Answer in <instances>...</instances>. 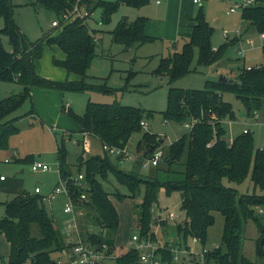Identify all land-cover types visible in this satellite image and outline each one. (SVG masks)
I'll return each instance as SVG.
<instances>
[{"label": "trees", "instance_id": "trees-1", "mask_svg": "<svg viewBox=\"0 0 264 264\" xmlns=\"http://www.w3.org/2000/svg\"><path fill=\"white\" fill-rule=\"evenodd\" d=\"M73 1L34 0V3L51 10L58 17L71 7ZM256 1L254 6L241 11V19L248 22L256 33L263 34L264 0ZM147 2L148 0H93L88 6L90 11L100 9V22L108 24L112 13L120 4L138 8ZM0 18L3 22L0 37L6 36L11 46V51L5 50L0 38V81L14 82L21 86L19 93L0 100V151L6 150L10 137L18 133V117L2 120L31 99L32 88L96 92L113 97L123 90L108 86L105 80L98 84H89L84 80L95 57V38L88 27L91 17L54 27L55 30L59 28L54 35L48 34L35 42L27 41L20 33L13 19L11 0H0ZM146 23L145 17H137L131 22L122 18L112 30L113 41L126 49L152 41L154 37L145 33ZM212 33L213 27L204 18L200 6L192 17L187 42L180 51L161 57L157 67L151 72L168 78L166 106L160 112L164 121L191 124L187 133L169 145L168 153H163L162 159L167 162L169 172L172 171L171 165L179 162L185 154L183 169L178 172L180 178L159 180L156 175L146 178L137 172H126L111 163V154L106 150H103L102 155L87 158L83 157V153L80 154L76 162L71 164L74 168H71L67 163V151L64 147L65 134L56 144L59 179L67 180V197L78 212L76 223L84 242L95 246L106 244L113 252L119 215L110 196L122 200L124 195L105 189L103 181L107 182L108 175L111 174L117 184L127 189L128 197L136 198L141 194V202L133 206L138 236L141 239L146 238L155 243V234L151 229L153 209L157 204L158 193L163 189L167 195L171 192L180 193V209L184 213V220L176 223L175 231L183 239L191 237L204 247L208 229L215 220L213 213L218 212L223 217L220 242L204 253L203 263L256 264L242 253L241 231L248 220L255 224L259 233L255 255L264 258V224L256 214L257 208L264 205V146L255 148L252 131H241L228 141L223 125L224 121L235 119L232 104L223 98L227 93L240 102L246 117L249 118L256 111L264 118V45L261 46L263 63L255 67H240L232 82L206 80L201 89L172 86L177 79L191 72L195 49L197 64L210 66L222 61L225 51L237 42L236 39L228 40L213 49ZM44 45H56L65 58H52L53 66L64 69L67 74L77 75L79 80L57 81L36 74L35 61L41 57ZM62 111L78 126L77 132L68 131L65 136L71 138L73 134L80 135L76 143L82 145L83 152L84 135L96 138L101 147L107 145L126 148L131 136L146 128V124L143 127L140 123H145V119L152 115L151 111L139 107L121 105L116 99L111 103L87 100L83 115L75 113L69 106H62ZM34 112L30 109L28 114ZM159 147L161 140L157 134L144 131L136 144V151L141 153L139 156L142 159H150ZM113 156L119 161L124 158L123 154ZM30 160L29 155L15 159L16 162ZM141 162L137 161L138 167ZM78 174L83 175L82 186L74 185L71 180ZM248 178L254 190L257 188L260 193H239L234 187V184L241 185ZM82 195L84 198H81ZM3 206L0 234L9 244V254L4 264H24L27 260L30 264H56L52 254L70 250L71 244L66 242L65 236L55 226L38 194L22 190L12 199L3 202ZM33 225L39 231L38 236L32 235ZM174 249L171 245L157 246L155 254L160 257V262L170 263L175 254ZM139 254L138 250L129 248L116 255L112 264H139ZM194 264L200 263L196 260Z\"/></svg>", "mask_w": 264, "mask_h": 264}, {"label": "rangeland", "instance_id": "rangeland-1", "mask_svg": "<svg viewBox=\"0 0 264 264\" xmlns=\"http://www.w3.org/2000/svg\"><path fill=\"white\" fill-rule=\"evenodd\" d=\"M197 1L198 3L195 4L193 0H162L160 4H157L156 0H148L146 4L138 8L120 4L112 13L108 24L100 22V9L93 11L92 17L88 20V27L90 32L93 31L95 38V57L86 71L84 80L89 84H98L105 80L108 86L122 88L123 90L118 92L116 97L96 92L59 91L62 98L60 106L55 107V109L43 105V102L39 99H34L32 102L31 98L2 120L18 117L16 121L18 133L10 137L8 148L0 151V218L4 215L3 202L12 199L19 192L25 190L30 194H38L42 197V204L55 226L63 231L65 221L70 216L63 213V208L68 202L66 191L62 187L60 193L55 194L53 192L56 186H64L63 183L59 182L56 144L66 130H76V124L62 111V106H69L75 113L83 115L87 100L111 103L116 99L121 105L139 107L152 112L151 117L145 119L146 128L133 134L129 139L125 148L128 153L127 156L119 161L116 156L110 155L111 163L118 165L120 169L126 172H137L140 176L146 178L154 175L159 180L181 177L178 172L183 169L182 163L185 161V154L181 156L179 162L171 165L172 171L169 172L167 170L168 164L163 159L159 161L157 167L150 164L144 166L148 158L142 159L139 156L141 153L136 151V144L144 131L157 134L158 139L161 140V147L159 148H162L165 155L168 153L169 145L179 136L189 131L183 124L166 122L162 118L160 112L166 106L168 78L156 76L151 72L157 67L161 57L168 56L174 51H180L182 45L187 42L192 17L195 16L200 6H202L204 18L213 27L211 36L213 47L217 48L226 42L225 39L227 38L241 36V34L237 35V32L242 31L247 26L240 21V10L237 9L235 13L227 12L235 0ZM11 4L14 22L27 41L35 42L48 34L54 35L59 29L55 30L51 26L52 20L56 17L54 13L34 3V0H11ZM137 17L147 18L145 33L154 37V39L143 45H134L128 49L113 41L112 30L117 22L122 18L131 22ZM2 25L3 22L0 18V27ZM244 34L246 39L251 37L253 43L251 45L246 41L242 43L241 49L245 50L243 64L251 67L259 66L263 63L261 46L264 45V35L260 36L252 27ZM0 38L4 49L11 51L7 37L2 35ZM237 53L236 49L229 47L223 54L219 66L218 64L216 66H201L197 64V50L195 49L191 72L177 79L172 86L183 89H201L204 87L206 80H217L216 70L217 72L218 70L223 72L221 68L223 66L232 67L233 73L230 76L233 78L232 80L236 79L238 73L236 70L242 67L243 60L241 57L238 58L239 53ZM52 58L62 60L65 55L56 45H44L41 57L35 62L36 74L57 81L65 79L70 81L79 80L77 75L67 74L64 69L53 66ZM20 90L21 86L17 83L0 81V100L11 94H17ZM223 98L232 104L235 114V119L223 122L226 130L225 138L227 140L232 139L243 128H247L252 131L255 148L263 147L264 118L261 114L259 113L257 121L254 122L245 116L242 105L232 94L227 93ZM31 107L34 108L37 114L42 116V119L40 117L34 118V114H28ZM79 136L73 134V137L67 138L64 135L67 163L70 164L71 168H74L71 164H74L76 158L82 153L84 158L103 154L101 144L98 142L95 144L92 142L90 153L83 152L82 145L76 143ZM26 155L31 157L30 161H15L16 158H22ZM137 161H142L139 167ZM34 162L46 164L48 169L46 171L33 170L31 166ZM103 185L108 191L124 195L122 200H118L113 195L110 196L119 215V226L115 235L116 247L113 249V254L116 256L129 249L131 236L138 234L137 218L133 213V206L141 202V194L136 198L128 197L127 189L117 184L111 174L108 175L107 182L103 181ZM234 187L239 193H260L257 188L254 190L249 178L241 185L234 184ZM35 188L38 189L37 193L34 191ZM180 203V193L171 192L167 195L163 189H160L157 204L154 205L153 209L155 216L153 217L151 229L155 231V244L157 246L171 245L174 249L180 245V251L176 253L179 258L178 264L182 260H190L191 264H194L196 260L200 261L199 253H201L202 248L212 249L215 244L220 242L223 217L218 212L213 213L215 220L208 229L207 242L202 247L197 240L191 237L183 239L182 235L175 231L176 223L184 220ZM258 210L260 213H258ZM256 214L264 224V205L257 208ZM75 217L77 222L79 215L75 214ZM159 218L166 220L160 222ZM89 229L93 228L89 227ZM256 231L255 224L248 220L241 231L242 253L249 260L255 261L256 264H264V258H258L255 255L253 243L255 241L257 243L258 239L252 242V235L256 234ZM32 235H39V231L34 225ZM71 239L69 237V240ZM185 246L189 247L188 251H185ZM57 254L64 257L60 264H72L62 252L52 254L54 260H56ZM202 264L204 263L202 262Z\"/></svg>", "mask_w": 264, "mask_h": 264}, {"label": "built area", "instance_id": "built-area-1", "mask_svg": "<svg viewBox=\"0 0 264 264\" xmlns=\"http://www.w3.org/2000/svg\"><path fill=\"white\" fill-rule=\"evenodd\" d=\"M93 0H86L84 2L83 0H74L73 4L69 9H66L64 12L60 13L58 17H55L54 20L51 22L52 27H59L65 23L74 21L76 19H89L93 15V11H90V8L88 6V3ZM162 0H156L157 4H160ZM194 3H198L197 0H193ZM256 0H235L233 5L228 9V13H235L238 10L242 11L245 8L252 7L256 4ZM249 45H251L253 42L251 39L247 41ZM244 50L240 49L238 50L239 55L243 58L244 57ZM259 117V113L254 111L252 115H250V119L252 121H257ZM141 126L145 127V123L141 122ZM186 128H190L191 124H184ZM250 130L247 128H243L242 132L247 133ZM89 145L87 140L83 141V147L86 149V147ZM103 150L108 151L111 155H119L123 154L124 157L127 156V150L119 149L117 147H109L107 145L102 146ZM163 158V151L162 149H156L150 159L147 160V163L144 164V166H147L150 164L151 166H156L159 161ZM33 170H41L46 171L48 169V166L46 164L40 163V162H34L32 164ZM72 182L76 186H82V180L83 175L78 174L73 176L71 178ZM60 183H63L64 186H56L53 190L55 194L60 193L62 190V187L66 193H68L67 188V180L63 179L60 180ZM36 193L38 192V189L35 188L34 190ZM81 198H84L82 195ZM68 202L63 208V213L66 215H69L70 218L66 221L65 227H64V233L66 237H75L74 240H70L68 243L71 244L70 253H69V260L72 264H112L114 261V258L116 257L113 252L110 251L109 247L106 244H102L100 246L92 245L91 243L84 242L79 235V231L77 228L76 223V217L75 214L78 215L77 210L74 208L71 200L67 197ZM75 209V210H74ZM169 217H171L169 215ZM131 248H134L139 251V264H178V256L177 252L180 251V248H176L173 250L175 253L172 261L170 263L166 262H160V257L155 254L157 245L150 241L149 239L143 238L141 239L138 234H133L131 236L130 240ZM215 245L214 247H216ZM209 249L202 248L201 253H199L200 261L201 263L203 260L204 253L207 252ZM185 251H187L185 249ZM184 251V253H185ZM191 264L190 260H182L179 264Z\"/></svg>", "mask_w": 264, "mask_h": 264}, {"label": "crops", "instance_id": "crops-1", "mask_svg": "<svg viewBox=\"0 0 264 264\" xmlns=\"http://www.w3.org/2000/svg\"><path fill=\"white\" fill-rule=\"evenodd\" d=\"M194 3V2H193ZM196 4V3H195ZM240 21H241V23H245L247 26H246V28L245 29H243L242 31H240V32H237V35L238 34H241V36H238V37H232V38H230V39H225V41H228V40H232V39H236L237 40V42H236V44H234V46H233V48L234 49H236V51H238V50H240L241 49V46H242V43H244L245 41H246V43H247V41L249 40V39H251L252 40V38L251 37H247V39H246V36H245V32L246 31H248L249 30V28H251V26H249V24H248V22H246V21H243L241 18H240ZM253 29V28H252ZM264 35V33L263 34H260V36H263ZM252 42H253V40H252ZM248 45V44H247ZM213 49H216V47H213ZM245 51V50H244ZM238 54V53H237ZM239 55V54H238ZM239 57H241L240 55L238 56V58ZM242 58V57H241ZM243 60H242V66H244V67H246V68H249V67H251V66H246L245 64H243V62H244V59H245V53H244V57L242 58ZM36 62V61H35ZM221 62V61H220ZM218 64V66H219V62L217 63ZM217 64H213V65H217ZM217 66V67H218ZM217 67L215 68V70L217 69ZM222 69H223V72H219V70H218V72H217V70H216V79L218 80V78L222 75V76H224L226 79H227V81L229 80V81H233L232 79V77L230 76V74L231 73H233V68L231 67V68H227V67H225V66H223V67H221ZM238 69V68H237ZM238 70H236V72H237ZM162 79V78H161ZM61 92V91H60ZM58 90H48V89H41V88H32V90H31V98H32V102L34 101V99H39L40 101H42L43 102V105H47V106H49V107H53L54 109H55V107H58V106H60V102H61V93H60ZM34 105H35V102H34ZM30 109H33L34 110V108L33 107H31ZM35 111V110H34ZM55 111V110H54ZM34 118H37V117H40V119H42V116L40 115V114H37V112L35 111L34 113ZM145 124H146V122H145ZM75 127H76V130H73V132H77L78 131V126L77 125H75ZM68 130H66V133L64 132V134L65 135H67L68 133ZM76 135H78V134H76ZM84 140H87L88 141V143H89V145L86 147V149L84 148V151L86 152V153H90L91 152V149H92V142H94V144L96 143V142H98V140L96 139V138H94V137H91V136H88V135H84ZM228 141H231V139H229ZM99 143V142H98ZM102 150H103V148H102ZM0 179H1V177H0ZM111 200V199H110ZM140 203V202H139ZM258 213H260L259 212V210H258ZM154 216H155V214H154ZM169 216V215H168ZM169 219H173V218H169ZM68 220V219H67ZM66 220V221H67ZM160 220H166V219H162V218H160ZM66 221H65V224H66ZM65 227V226H64ZM79 228V227H78ZM62 232V234L65 236V239L66 240H68V242L70 241L69 240V237H66V235H65V233H64V228H63V231H61ZM153 232L155 233V231L153 230ZM258 233H257V231H256V234H253L252 235V242H254L255 240H257L258 239ZM70 238H72L71 240H74L75 239V237H70ZM196 240V239H195ZM67 242V243H68ZM129 244H130V241H129ZM215 245H217V244H215ZM253 245H254V250H255V248H256V241H255V243H253ZM160 246V245H159ZM116 247V243H115V240H114V248ZM121 247H123V246H121ZM129 248H131V246L129 247ZM185 249H187V251L189 250V247L187 246H185ZM126 250H128V249H126ZM63 254H65L66 255V257H67V259L69 260V253H70V250H68V251H64V252H62ZM8 254H9V244H8V242L6 241V239L4 238V236L3 235H1L0 234V262H2V264H4V262H6V260H7V256H8ZM58 256L56 257V264H60L62 261V259L64 258V257H61L59 254H57ZM24 264H30V262H29V260H27ZM200 264H202V262L200 263ZM204 264H212V263H204Z\"/></svg>", "mask_w": 264, "mask_h": 264}, {"label": "water", "instance_id": "water-1", "mask_svg": "<svg viewBox=\"0 0 264 264\" xmlns=\"http://www.w3.org/2000/svg\"><path fill=\"white\" fill-rule=\"evenodd\" d=\"M217 81L221 82V83L232 82V81H229V80L227 81V79L224 76H222V75L218 78ZM262 244H263V240H261L260 246H262Z\"/></svg>", "mask_w": 264, "mask_h": 264}]
</instances>
